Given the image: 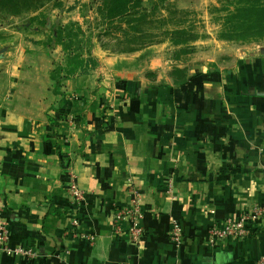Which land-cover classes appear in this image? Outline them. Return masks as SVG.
I'll return each mask as SVG.
<instances>
[{"label": "crops", "instance_id": "crops-1", "mask_svg": "<svg viewBox=\"0 0 264 264\" xmlns=\"http://www.w3.org/2000/svg\"><path fill=\"white\" fill-rule=\"evenodd\" d=\"M262 52L181 79L133 77L75 105L12 74L0 90V217L11 244L39 257L0 254V264H255L264 223H249L247 238L207 239L214 220L264 204ZM71 173L85 192L80 204L67 193ZM130 177L144 199L139 245L114 233Z\"/></svg>", "mask_w": 264, "mask_h": 264}, {"label": "rangeland", "instance_id": "rangeland-1", "mask_svg": "<svg viewBox=\"0 0 264 264\" xmlns=\"http://www.w3.org/2000/svg\"><path fill=\"white\" fill-rule=\"evenodd\" d=\"M99 4L53 0L19 15L0 10V90L16 73L37 88L48 86L55 104L75 105L85 96L107 97L133 77L155 81L170 72L181 79L192 68L216 69L264 51V34L257 40L241 34L254 25L237 16L238 0H143L114 22L102 19ZM65 27L67 50L57 44Z\"/></svg>", "mask_w": 264, "mask_h": 264}, {"label": "built area", "instance_id": "built-area-1", "mask_svg": "<svg viewBox=\"0 0 264 264\" xmlns=\"http://www.w3.org/2000/svg\"><path fill=\"white\" fill-rule=\"evenodd\" d=\"M264 178V175H263ZM128 193L130 201L128 205L115 209L114 233L117 236H127V239L134 245H139L146 233L143 225V194L135 184L133 178H128ZM167 188L173 192L172 180H168ZM67 193L75 203H82L85 200V192L79 187L73 173L68 180ZM212 214L215 210L211 211ZM77 225V222H73ZM249 223H264V204L250 207H243L238 214H229L222 221L214 220L208 230L207 242L210 246L222 243L226 238H247L251 235ZM171 240L179 246L183 239V228L178 219L171 220ZM94 237L91 238L93 240ZM0 254L14 257L37 258L39 254L32 248L20 244H11V234L8 221L0 217ZM72 264V263H67ZM255 264H264V254L259 257Z\"/></svg>", "mask_w": 264, "mask_h": 264}, {"label": "trees", "instance_id": "trees-1", "mask_svg": "<svg viewBox=\"0 0 264 264\" xmlns=\"http://www.w3.org/2000/svg\"><path fill=\"white\" fill-rule=\"evenodd\" d=\"M53 0H0V10L7 12L11 15H19L24 12H29L42 5ZM100 2L98 6V12L103 20L106 22H114L117 19L124 17L128 14L138 11L141 8L143 0H97ZM243 5L238 7V17L247 16L249 21L254 26L245 30L241 34L243 36H253L255 40L260 39L264 34V1L263 0H246L244 4L243 0H238ZM67 30V27L60 28L57 37V44L64 46L67 50L69 46H66L65 37L63 31ZM71 33H69V36ZM74 59H80L79 54L72 55ZM81 62V61H80ZM76 66L72 67V70H76ZM71 70V72H73ZM70 72V73H71Z\"/></svg>", "mask_w": 264, "mask_h": 264}]
</instances>
